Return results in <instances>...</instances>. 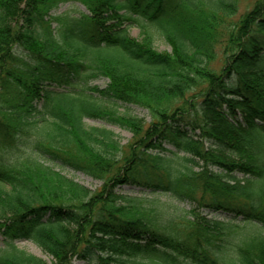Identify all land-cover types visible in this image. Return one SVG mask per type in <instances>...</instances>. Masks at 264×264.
<instances>
[{
  "label": "trees",
  "instance_id": "1",
  "mask_svg": "<svg viewBox=\"0 0 264 264\" xmlns=\"http://www.w3.org/2000/svg\"><path fill=\"white\" fill-rule=\"evenodd\" d=\"M63 1L0 0V264H264V0Z\"/></svg>",
  "mask_w": 264,
  "mask_h": 264
},
{
  "label": "rangeland",
  "instance_id": "2",
  "mask_svg": "<svg viewBox=\"0 0 264 264\" xmlns=\"http://www.w3.org/2000/svg\"><path fill=\"white\" fill-rule=\"evenodd\" d=\"M237 1H238V10L240 13V12H243L248 6L250 7L251 2L253 0H237ZM78 9H81L83 11L85 10L84 6L81 5L80 3L76 2V1H72V0H66V1H63L59 5V7L53 12V15L54 16L60 15L63 12H65L66 10H71L74 12V11H77ZM52 22H53V26H55L57 24L54 20ZM128 33L131 36L137 38L138 40L142 39V37H143L141 30L136 26H130L128 29ZM154 38H155L154 45L158 50L169 51L171 49L170 45L166 42L165 38L162 35L156 33ZM106 82H107L106 79L99 78V79L94 80L93 84L104 86L106 84ZM118 111L119 112L128 111L129 113H131L133 115L144 117L147 120L149 119V114H148L147 110H145L141 107H138V106H133V105H128V107L119 106ZM85 122L88 126H98V127L103 126V127H106L108 129L112 130L117 135L118 139H120V141L122 143H126L132 136V134L129 130H127L123 127H120L118 125L112 124L110 122H107V121L95 120V119H86ZM55 168L57 170H61L64 174H66L70 177H73L74 179H76L80 183L87 185L91 189H97L101 185L100 181L95 180V179L91 178L90 176H88L82 172L74 171V170H71L69 168L60 167V166H56V165H55ZM126 191L129 192V194H132V195L137 196V197H142V198H150V197L154 196L152 194L138 192V191L132 193L131 190H129V188L126 189ZM163 198H165V197H163ZM179 206L185 207L186 209L189 208L187 203H179ZM223 216L224 215L219 216V217H223ZM2 245H3V241L0 237V246H2ZM15 245L20 249H24L28 252H31V253L43 258L47 262L52 261V257L50 255L46 254L42 250V248L39 246V244L33 239L18 240V241H15ZM75 264H83V263H75Z\"/></svg>",
  "mask_w": 264,
  "mask_h": 264
}]
</instances>
